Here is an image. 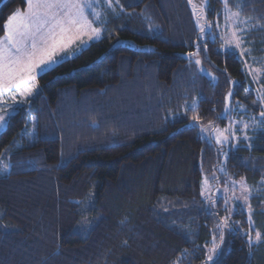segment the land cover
<instances>
[{
	"label": "trees",
	"instance_id": "trees-1",
	"mask_svg": "<svg viewBox=\"0 0 264 264\" xmlns=\"http://www.w3.org/2000/svg\"><path fill=\"white\" fill-rule=\"evenodd\" d=\"M119 2L116 35L38 75L0 133V264H264V0H228L244 60L217 31L222 0ZM26 6L0 0V36ZM233 122L227 144L201 134ZM204 174L223 195L201 194ZM240 181L243 204L224 197Z\"/></svg>",
	"mask_w": 264,
	"mask_h": 264
},
{
	"label": "snow or ice",
	"instance_id": "snow-or-ice-1",
	"mask_svg": "<svg viewBox=\"0 0 264 264\" xmlns=\"http://www.w3.org/2000/svg\"><path fill=\"white\" fill-rule=\"evenodd\" d=\"M93 2L94 0H26V12L21 13L20 10H17L8 17V20L3 25L5 35L0 37V98L11 94V103H8L6 100H0V102L7 103L6 108L0 107V122H5V116L9 108L15 110L13 105L16 104L17 97L22 102L27 103L28 99L38 91L37 76L41 73L54 70L52 66L58 63L60 54L66 53L69 45L73 44L76 40L84 43L81 37L85 35L89 39L99 37L101 29L93 27L94 21L89 19L87 11L93 8ZM223 2L226 10V21L231 25L244 24L245 21L239 20V12H231L227 9L228 0H223ZM105 3L113 11H115L116 6H119L121 9L123 8L119 0H105ZM189 3H192V0H189ZM194 14L200 15V13L195 11V6ZM91 15L97 20L100 18V13L94 9ZM200 32L201 34L206 32L205 25H200ZM243 34V28H234L230 32V38L225 41V45L241 49V55H243L246 51L241 48ZM189 55L194 54L190 53ZM195 63L200 64V61L196 60ZM243 63H245V74L255 73L252 78L254 82H257L260 70L248 68L246 61ZM232 95L233 93L230 91L225 97V111L228 109V102ZM257 95L260 98L261 106H264V91L257 89ZM193 107H195V102L193 103ZM260 116L264 117V111L260 112ZM198 119V116L192 117L193 122L198 121ZM248 127V124H244V128ZM201 131L209 133V129L202 126ZM229 132L233 138L236 137L235 132H232L231 124L223 130L212 129V132L209 134H215V142L222 144L229 140V136L224 134ZM4 167L7 168V165ZM241 188L244 193L250 192L243 181H241ZM203 193L204 188L202 187L201 194ZM248 199V195L243 196L244 203H247ZM223 226H228L227 218L224 219ZM217 227L220 228L221 225H217ZM248 235L249 242L251 243L253 238L250 232ZM220 238L221 240L223 239L222 232ZM261 238L262 234L256 232L255 240L260 242ZM213 240H215V236ZM217 247L218 245L213 243L211 251L215 253ZM207 259L211 261L213 256L209 255Z\"/></svg>",
	"mask_w": 264,
	"mask_h": 264
},
{
	"label": "rangeland",
	"instance_id": "rangeland-1",
	"mask_svg": "<svg viewBox=\"0 0 264 264\" xmlns=\"http://www.w3.org/2000/svg\"><path fill=\"white\" fill-rule=\"evenodd\" d=\"M222 1H223V0H222ZM194 3L197 5V8H203L204 5H205V3H206V0H194ZM223 3H224V2H223ZM117 8L120 9L119 6H116V7H115V11H116ZM93 9H94L96 12H99V13H100V18H99L98 20L95 19V18L91 15ZM223 9H224V12H223V16H224V18H223V21H222L221 28H220V29H217V31L221 32V36H222V39H223V42H224V46H225L226 48L234 49V50H238V52L241 54V49H236V48H234V46H226V45H225V41H226L227 39L230 38V32H231V30H233L234 28H237V27H239V28H243V29H244V26H243V24H235V25H231V24H229V22L226 21V19H225V16H226L225 4H224V8H223ZM227 9L230 10L231 12H236V11H233L232 9H230V7H229L228 5H227ZM17 10H19V9H17ZM17 10H15L14 12H16ZM26 11H27V6H26V8H25L24 10H20L21 13H24V12H26ZM87 11H88V13H89V19L94 21V23H93V27H97V28H100V29H101V33H100L99 37H93L92 39H89L88 36L85 35V36L81 37V40H83L84 43H81L80 40H76L73 44L69 45L68 49L66 50V53H70V54H66V53H61V54H60V58H59L58 63L61 62L62 60L68 59V58H70V57L76 55L81 49L85 48V47H86L87 45H89L92 41H96V40L101 39V38L103 37L104 34H106L107 32H109V31L111 30L112 25L109 24V19H110L109 17H111V15H112L111 13H112V12H115V11H113L112 8L108 7V5L105 3V0H94V2H93V8H92V9H88ZM14 12H13V13H14ZM13 13H12V14H13ZM12 14H11V15H12ZM7 20H8V19H7ZM239 20L243 21V20L240 18V16H239ZM110 33H111L112 35H116V33H114L113 30H112L111 32H109V34H110ZM246 33H247V32L244 31V34H246ZM244 34L242 35V37L244 36ZM4 35H5V33H4L2 36H0V37H3ZM238 35H239V33H238ZM115 43H120V41L115 40ZM243 43H244V42H243ZM241 48H242V46H241ZM242 49H243V48H242ZM244 50H245V49H244ZM243 56H244V54L241 55V57H243ZM244 58H245V56L243 57V60H244ZM245 61L247 62V60H245ZM53 66H55V65H53ZM53 66H52V67H53ZM248 68H250V69H254V70H260V69H257V68H251V67H249V66H248ZM253 74H255V73H253ZM253 74H251L252 77H253ZM260 74H261V70H260ZM259 76H260V75H259ZM258 80H259V79H258ZM10 95H11V94H8V95H6L5 97L0 98V100H6L8 103H11V101H10ZM23 104H25V103L22 102V101L20 100L19 97H17V102H16L15 105H13V108H14L15 110H13L12 108H9V109H8V113H7V115L5 116V122H0V133L5 129V127H6L7 123H8V121H9L10 116H11V115H12V114L18 109V107H21ZM0 107H5V108H6V107H7V103L0 102ZM228 125H229V124H228ZM228 125H226V126H224V127H217V126L207 125V126H205V127L208 128V129H209V133H211V132H212V129L223 130V129H225L226 127H228ZM231 125H232V132H235L236 137L233 138L230 132H229V133H224L225 135L229 136V140H228L227 142L222 143V144H227V143H229L230 139H231V140H236V138H237V127H236V122H233V124H231ZM238 125H239V124H238ZM243 130H244V128H243ZM209 133H205V132H202V131H201V134H202L203 137H206V138H210V139L215 140V139H214V135H215V134L210 135ZM209 176H210V174H204V175H203V181H202V184H201V189H202V187L204 188V193H203L202 195L205 194V192L208 190L209 187H210V189L213 191V194H214V195H216V194L223 195L224 190H221L222 188H220V187H217V188H216V186L213 185V183L211 184V186L208 184ZM234 187L236 188V191L233 192V193H228V190H227V191H225V192L228 193V194H226L224 197H225L226 199H228L229 197L239 199V200L242 202V204H243V203H244V202H243V196H244V195H248V196H249V195H250V192H249V193H244V192L242 191V188H241V181H240V182H236V183H234V184L231 186L232 190L234 189ZM210 189H209V190H210ZM237 189H238V190H237ZM211 263H212V261H208V262L205 263V264H211Z\"/></svg>",
	"mask_w": 264,
	"mask_h": 264
}]
</instances>
